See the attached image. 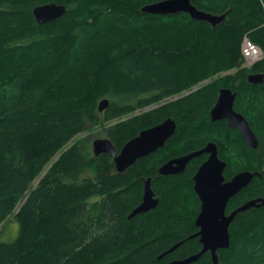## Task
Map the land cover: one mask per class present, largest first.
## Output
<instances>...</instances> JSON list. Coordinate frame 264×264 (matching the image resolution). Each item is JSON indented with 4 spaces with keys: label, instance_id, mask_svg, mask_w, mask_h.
Returning a JSON list of instances; mask_svg holds the SVG:
<instances>
[{
    "label": "trees",
    "instance_id": "obj_1",
    "mask_svg": "<svg viewBox=\"0 0 264 264\" xmlns=\"http://www.w3.org/2000/svg\"><path fill=\"white\" fill-rule=\"evenodd\" d=\"M159 1L0 0V226L13 215L19 229L13 242L0 240V264H166L197 254L193 177L205 158L180 175L158 169L209 142L227 180L259 174L228 210L264 198V81L247 80L264 73V57L245 68L240 50L246 36L264 54V0H191L200 11L226 14L215 29L186 14L141 11ZM50 3L65 14L37 24L33 9ZM220 89L236 93L234 110L256 149L227 122L211 121ZM103 99L109 106L99 113ZM168 118L176 123L172 138L122 174L79 137L115 122L107 138L118 154ZM147 179L158 205L129 218ZM229 236L218 264H264V206L236 215ZM193 264H212L210 253Z\"/></svg>",
    "mask_w": 264,
    "mask_h": 264
},
{
    "label": "water",
    "instance_id": "obj_2",
    "mask_svg": "<svg viewBox=\"0 0 264 264\" xmlns=\"http://www.w3.org/2000/svg\"><path fill=\"white\" fill-rule=\"evenodd\" d=\"M141 11L155 16L186 14L191 20L206 22L213 29L222 23L226 16V14L216 16L200 11L192 5L191 0H163L144 6ZM65 12V6L50 3L35 7L32 14L36 23L43 25L62 17ZM247 80L250 84L262 83L264 73L250 74ZM235 97L236 93L231 92L229 89H220L216 103L210 111L211 121L225 120L230 128L239 133L242 140L249 147L256 149L258 140L249 123L234 110ZM108 106V99L101 100L98 105V112H104ZM175 130V121L168 118L154 127L141 131L136 137L126 142L118 154H116L115 148L109 139L94 140L92 142V152L94 156L110 155L116 172L122 174L138 160L163 148L166 142L175 134ZM203 154H207L208 158L199 166L193 177V190L200 202L199 213L194 221L198 231L190 237V239H198L201 250L197 254L184 259L173 260L166 264H193L206 253H210L212 264H218L217 251L229 248V227L236 215L264 206V199L262 198L250 200L226 216L225 212L229 201L246 188L255 176L259 177V174L242 171L226 181L224 177L226 163L219 159L218 148L214 143H208L199 151L167 161L158 169V174L163 177L180 175L193 159ZM158 202L150 187V179H148L144 182L141 202L131 212L129 218L155 209ZM178 246L179 244L175 245L166 254L172 253ZM164 255H161L160 259Z\"/></svg>",
    "mask_w": 264,
    "mask_h": 264
},
{
    "label": "rangeland",
    "instance_id": "obj_3",
    "mask_svg": "<svg viewBox=\"0 0 264 264\" xmlns=\"http://www.w3.org/2000/svg\"><path fill=\"white\" fill-rule=\"evenodd\" d=\"M264 55V54H263ZM243 60V59H242ZM243 63V67L245 68H250L251 66L247 65V63L244 61L242 62ZM235 72L234 70H232L231 72H228V73H225L223 75H220L221 77L225 76V75H228L229 73H233ZM215 80V78H214ZM212 80V81H214ZM211 82V80H209V83ZM156 106H151V107H148V108H144L142 109L141 111H136L134 112V116L142 113V112H145V111H148L149 109H153L155 108ZM113 124H115V122H112L110 124H100L99 126L97 127H93L89 130H87L86 132H84L83 134H81L79 137H82V138H85L89 141V144L91 145V143L94 141V140H97V139H108L107 138V130L109 129V127H111ZM47 169V168H46ZM47 171V170H46ZM45 173V172H44ZM42 173L37 179L36 181L33 183L32 185V188L35 187V185L38 183L39 179L41 178V176H43ZM21 205V203H19V205L17 206L16 210H15V213H17L18 209H19V206ZM18 225L17 223L15 222V219L13 217V215L6 221L4 222V224H2L0 226V240L4 243H9V242H13L15 240V238L17 237V234H18Z\"/></svg>",
    "mask_w": 264,
    "mask_h": 264
},
{
    "label": "built area",
    "instance_id": "obj_4",
    "mask_svg": "<svg viewBox=\"0 0 264 264\" xmlns=\"http://www.w3.org/2000/svg\"><path fill=\"white\" fill-rule=\"evenodd\" d=\"M240 50L243 62L245 61L249 66L261 61L263 58L262 51L248 40L242 42Z\"/></svg>",
    "mask_w": 264,
    "mask_h": 264
},
{
    "label": "flooded vegetation",
    "instance_id": "obj_5",
    "mask_svg": "<svg viewBox=\"0 0 264 264\" xmlns=\"http://www.w3.org/2000/svg\"><path fill=\"white\" fill-rule=\"evenodd\" d=\"M207 82H208V81H206L205 83H207ZM219 91H220V90H219ZM218 94H219V92H218ZM216 100H217V99H216ZM215 103H216V102H215ZM212 108H213V107H212ZM223 121H225V120H223ZM225 122H226V121H225ZM227 125H228V123H227ZM209 143H212V142H209ZM207 144H208V143H207ZM207 144H206V145H207ZM206 145H205V146H206ZM202 149H203V148H202ZM154 153H155V152H154ZM152 154H153V153H152ZM183 156H184V155H183ZM180 157H181V156H180ZM200 157H201V158L204 157V158H205L204 161H205V160L208 158V155H207V154H203V155H201ZM200 157H198V158H200ZM177 158H178V157H177ZM173 159H175V158H173ZM219 159H220V158H219ZM170 160H171V159H170ZM220 160H221V159H220ZM204 161H203V162H204ZM221 161H223V160H221ZM203 162H202V163H203ZM202 163H201V164H202ZM164 164H165V163H164ZM201 164H200V165H201ZM198 168H199V167H198ZM196 171H197V170H196ZM195 173H196V172H195ZM194 175H195V174H194ZM162 177H163V176H162ZM224 177H225V176H224ZM147 180H148V179H147ZM225 180H226V181H229L230 179L227 180V179L225 178ZM262 199H264V198H262ZM231 200H232V199H231ZM231 200H230V201H231ZM230 201H229V202H230ZM199 203H200V202H199ZM228 205H229V203H228ZM228 205H227V208H228ZM240 206H242V204L239 205L238 207H240ZM227 208H226V212H225L226 216H228V215H229L233 210H235L237 207L234 208V209H232V210H230L231 212H230L229 210H227ZM199 209H200V207H199ZM227 212H228V213H227ZM198 213H199V212H198Z\"/></svg>",
    "mask_w": 264,
    "mask_h": 264
},
{
    "label": "bare ground",
    "instance_id": "obj_6",
    "mask_svg": "<svg viewBox=\"0 0 264 264\" xmlns=\"http://www.w3.org/2000/svg\"><path fill=\"white\" fill-rule=\"evenodd\" d=\"M244 40H248L250 43H252V42L249 40V38L246 37V36L244 37L243 41H244ZM252 44H253V43H252ZM253 45H254V44H253ZM255 46H256V45H255ZM168 148H169V147H168ZM168 148H167V149H168ZM168 150H169V149H168ZM171 151H172V150H171ZM168 153H169V152H168ZM166 154H167V153H166ZM186 154H187V153H186ZM167 157H168V154H167ZM159 158H160V159H163L162 157H159ZM156 159H157V158H156ZM164 160H165V159H164ZM155 162H156V161H155ZM153 163H154V162H153ZM165 163H166V161H165ZM158 167H159V166H158ZM150 168H151V166H150ZM42 170H43V169H42ZM156 170H157V169H156ZM258 172H259V171H258ZM152 173H153V172H152ZM152 175H153V174H152ZM158 182H159V181H158ZM158 182H157V183H158ZM159 183H160V182H159ZM162 183H163V182H162ZM158 186H159V185H158ZM161 186H162V185H161ZM237 208H238V207H237ZM233 209H234V208H233ZM227 210H228V208H227ZM230 212H231V211H230ZM227 213H228V212H227Z\"/></svg>",
    "mask_w": 264,
    "mask_h": 264
}]
</instances>
